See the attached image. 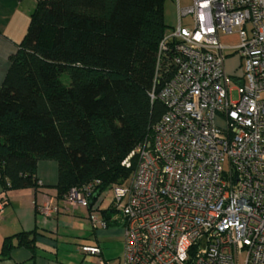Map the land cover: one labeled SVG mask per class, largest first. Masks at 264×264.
<instances>
[{"label": "built area", "instance_id": "built-area-1", "mask_svg": "<svg viewBox=\"0 0 264 264\" xmlns=\"http://www.w3.org/2000/svg\"><path fill=\"white\" fill-rule=\"evenodd\" d=\"M174 2L177 23L158 49L171 48L175 70L151 94L166 111L122 162L130 168L135 159L130 178L111 187L119 217L94 208L91 229L121 224L117 264H264V0ZM232 33L238 43L222 44ZM225 50L242 61L236 100ZM92 190L46 196L36 212L90 209ZM6 203L0 194V213ZM79 249L110 264L98 244Z\"/></svg>", "mask_w": 264, "mask_h": 264}, {"label": "trees", "instance_id": "trees-1", "mask_svg": "<svg viewBox=\"0 0 264 264\" xmlns=\"http://www.w3.org/2000/svg\"><path fill=\"white\" fill-rule=\"evenodd\" d=\"M164 5L36 0L0 85L3 191L36 188L41 160L57 163L59 200L72 188L92 185L93 205L107 188L130 178L135 159L130 168L122 162L166 111L151 94L175 70L171 48L158 49L172 28ZM114 212L101 213L107 220ZM17 246L32 250L34 238L21 232L5 237L0 259Z\"/></svg>", "mask_w": 264, "mask_h": 264}, {"label": "crops", "instance_id": "crops-1", "mask_svg": "<svg viewBox=\"0 0 264 264\" xmlns=\"http://www.w3.org/2000/svg\"><path fill=\"white\" fill-rule=\"evenodd\" d=\"M35 4L36 0H0V85L9 66L8 58L16 51L17 44L26 33L29 15ZM37 177L41 184L36 188L3 191L0 186V194L4 195L7 200L0 213V249L5 237L20 232L29 233L34 238L32 250L17 246L13 248L9 257L0 259V264H96L98 258L95 256L80 254L82 258L80 262H76L70 258L69 252L63 249L64 245L68 243L67 238H70L68 232L76 224L80 225V222L85 224L83 228L87 226L90 233L88 237L85 236V233L81 234L82 239L79 244H98L103 250L102 258L110 262L106 252L113 242L120 241L122 243V226L121 230L114 229L118 222H111L105 229H90V210L97 209L96 211L103 217L101 195L90 209H62L50 217H45L36 212L35 206L42 202L46 196L58 200L55 188L58 178L57 163L52 160L39 161ZM113 215L114 213L108 215L107 220ZM63 240L65 241L63 242ZM86 256L90 257L88 263L83 262Z\"/></svg>", "mask_w": 264, "mask_h": 264}, {"label": "rangeland", "instance_id": "rangeland-1", "mask_svg": "<svg viewBox=\"0 0 264 264\" xmlns=\"http://www.w3.org/2000/svg\"><path fill=\"white\" fill-rule=\"evenodd\" d=\"M191 3V0H180L181 6H187ZM164 20L169 27H173L177 23V13H176V5L174 0H165L164 5ZM189 22V18H183L182 23L187 24ZM221 43L225 45H234L238 43V38L235 33L221 36ZM242 61L239 58L238 53H234L231 50H225L224 51V66L227 74L231 78L230 81V87L232 88L231 92V98L232 100H236L238 97L237 94V87L239 83L235 80L236 78H240L242 76L243 72V66L241 65ZM67 78H64L63 81L65 82ZM101 209H108L112 207V200H113V194L111 188H107L104 192L101 194ZM119 217V213H114ZM83 222H80L79 224H76L72 230H70L68 243L64 245L63 249L64 251H68L70 258L74 259L76 262H80L82 258V253L79 249V242L81 238V234L85 233V236L88 237V234L90 233L87 228V226ZM80 227V229H79ZM87 229V230H86ZM91 229V228H90ZM114 229L121 230V224L118 223L117 227ZM80 235V236H78ZM65 240H63L64 242ZM109 247V245H108ZM107 251V249H105ZM122 252V243L120 241L113 242L111 246L108 248L107 256L110 258L111 264H117L118 263V257L121 255ZM81 254V255H80ZM90 261V257L86 256L83 260L84 263H88Z\"/></svg>", "mask_w": 264, "mask_h": 264}, {"label": "water", "instance_id": "water-1", "mask_svg": "<svg viewBox=\"0 0 264 264\" xmlns=\"http://www.w3.org/2000/svg\"><path fill=\"white\" fill-rule=\"evenodd\" d=\"M96 196H94V198H95Z\"/></svg>", "mask_w": 264, "mask_h": 264}]
</instances>
